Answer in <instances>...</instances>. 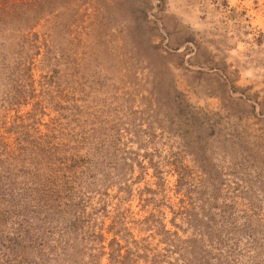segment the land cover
Wrapping results in <instances>:
<instances>
[{"label":"rangeland","instance_id":"374dc122","mask_svg":"<svg viewBox=\"0 0 264 264\" xmlns=\"http://www.w3.org/2000/svg\"><path fill=\"white\" fill-rule=\"evenodd\" d=\"M61 262L264 264V0H0V264Z\"/></svg>","mask_w":264,"mask_h":264},{"label":"trees","instance_id":"16d2710c","mask_svg":"<svg viewBox=\"0 0 264 264\" xmlns=\"http://www.w3.org/2000/svg\"><path fill=\"white\" fill-rule=\"evenodd\" d=\"M55 261H61V257L58 254L54 255ZM41 259H43V257H41ZM61 264H64L63 262H61Z\"/></svg>","mask_w":264,"mask_h":264}]
</instances>
